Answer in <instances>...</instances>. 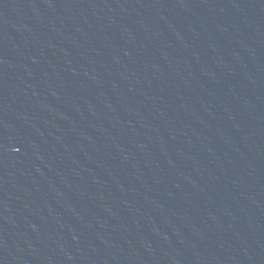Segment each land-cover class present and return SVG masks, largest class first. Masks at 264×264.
Segmentation results:
<instances>
[{
    "label": "water",
    "instance_id": "obj_1",
    "mask_svg": "<svg viewBox=\"0 0 264 264\" xmlns=\"http://www.w3.org/2000/svg\"><path fill=\"white\" fill-rule=\"evenodd\" d=\"M0 264H264V0H0Z\"/></svg>",
    "mask_w": 264,
    "mask_h": 264
}]
</instances>
